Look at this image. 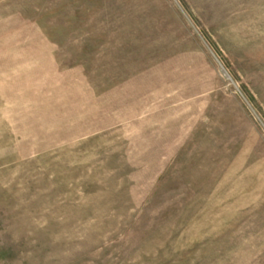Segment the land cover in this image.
Instances as JSON below:
<instances>
[{"label":"rangeland","instance_id":"374dc122","mask_svg":"<svg viewBox=\"0 0 264 264\" xmlns=\"http://www.w3.org/2000/svg\"><path fill=\"white\" fill-rule=\"evenodd\" d=\"M0 264H264V0H0Z\"/></svg>","mask_w":264,"mask_h":264}]
</instances>
